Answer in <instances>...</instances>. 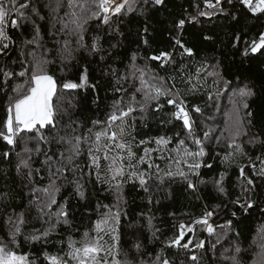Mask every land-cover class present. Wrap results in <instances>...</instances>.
Masks as SVG:
<instances>
[{"label": "snow or ice", "instance_id": "snow-or-ice-1", "mask_svg": "<svg viewBox=\"0 0 264 264\" xmlns=\"http://www.w3.org/2000/svg\"><path fill=\"white\" fill-rule=\"evenodd\" d=\"M38 3L0 0V142L7 146L0 151V160L15 172L13 176L12 171L0 170L5 181L0 187V232L6 231L0 239V264H38L41 256L43 264H175L165 255L171 249L184 251L181 264H208L209 246L226 264H242L243 250L236 239L240 232L234 230L233 220L237 211L228 216V205L241 216L259 206L255 197L257 180L264 186V130L251 131L256 126L248 103L253 90L227 79L221 64L194 63V48L184 43L183 33L198 17L223 16L239 23L241 10L264 16V0H203L202 8L197 0L195 15L172 22V51L143 57L157 62L160 70L172 69L164 76L149 63L140 64L136 51L118 59L121 54L116 50L123 45L116 37L123 36L121 25L165 6V0H46L45 14ZM234 3L241 6L235 14L224 7ZM27 28H31L30 38L18 43L12 33L23 36ZM148 31L145 26L141 37L145 45ZM233 39L232 47L241 56L264 55V31L244 40L242 51L239 45L244 38L237 34ZM74 61H84L79 82L61 81L53 69L59 63L63 72ZM88 63L107 68L102 80L89 84ZM98 86L107 93L103 116L81 121L74 116L77 105L68 93L87 87L97 92ZM229 92L230 107L225 108L220 100ZM93 102L100 109L98 95ZM218 115L223 117L222 126ZM151 117L159 118L160 129L142 137L140 128H147ZM260 127L264 129V120ZM248 145L258 146V154L249 152ZM210 156L219 161L221 170L206 180L202 169L213 168L206 159ZM233 168L239 188L234 199L226 186ZM177 180L190 194L211 186L223 199L214 207L206 203L190 221L174 224L173 235L163 240L149 218L148 242L160 241L162 250L153 256L137 236L131 250L148 258L129 260L126 233L120 227L121 203H127L125 185L147 194L151 204L153 188ZM89 185L106 186L115 193L116 204L98 203L96 218L81 233L71 200H86ZM259 211L264 213V206ZM222 214L228 218L221 220ZM62 229L72 231L61 236ZM260 231L264 241V227ZM53 236L61 244L55 253L46 248ZM230 241H235L231 248L220 253L219 248ZM22 242L41 244L45 250L32 256L20 250Z\"/></svg>", "mask_w": 264, "mask_h": 264}, {"label": "trees", "instance_id": "trees-1", "mask_svg": "<svg viewBox=\"0 0 264 264\" xmlns=\"http://www.w3.org/2000/svg\"><path fill=\"white\" fill-rule=\"evenodd\" d=\"M36 0H34V3ZM46 0H39L36 5L41 9V14L47 13V9L42 6ZM197 0H165V6H161L155 9H149L144 14H138L132 18L131 23L121 25L123 36H117L116 40L122 41V47L117 49L121 55L118 59H122L131 54L132 51H136L138 62L140 64L149 63L153 69H156L161 76H164L172 72V69L160 70L157 62L145 61L143 57L150 56L152 54H159L160 51H172V40L169 36V30L174 20H178L181 16H186L189 13L195 15L196 8L194 4ZM201 8L203 7V0H199ZM225 9L233 11L235 14L241 6L238 3L233 5H224ZM239 23L231 21L230 18L225 19L223 16L212 17L211 19L206 17H198V22L195 24L186 25L183 33V41L186 45L193 47L195 56L194 63H206L211 64L213 67L217 64H221L225 77L231 80L233 83H241V86L250 87L254 95L249 98V110L253 112V120L255 127L251 129L253 133L264 130L260 125L264 120V55L257 53L255 55H249L243 57L237 49L232 47L235 35H241L244 39L239 45L240 51L244 48V40H250L258 35L259 32L264 31V16L253 17L246 10L239 12ZM247 17V18H245ZM43 24V22H41ZM147 26L149 31L147 33L148 45L143 43L141 39L144 36L143 28ZM94 27V25H93ZM45 32L47 31V25H44ZM31 28L25 29L23 36L19 31L13 32L14 39L19 43L24 38H30ZM139 33V35H138ZM204 36H210L212 39L205 40ZM115 43V41H113ZM107 46V45H105ZM19 49L13 54V58L18 55ZM91 58H89L90 60ZM177 59H179V53H177ZM126 62V61H125ZM84 61L77 63L74 61L69 65L65 71L59 70V63L53 69L56 72L57 77L63 81L65 79L73 82H79V76L82 72ZM88 82L94 84L99 80H102V71H107V68L97 63H88ZM123 71V68H120ZM211 78H209V84ZM77 105L74 110V116L81 121H90L97 116H103V109L107 101H105V92L102 86H98V91L94 92L91 87L74 90L70 93ZM99 96L101 101L100 109H97L94 99ZM222 97L220 103L225 107H230L228 96ZM191 99V98H190ZM198 101L201 97L196 98ZM211 111V110H209ZM166 118V117H164ZM217 119L220 120L221 126L223 124L222 115H218ZM149 126L147 128H140V135L142 137H150L157 134L160 129L159 118L151 117L148 121ZM249 152L258 154V146L253 147L248 145ZM0 151H5L0 143ZM209 163L213 164L212 169H202V175L206 180H210L215 176L218 171L221 170L219 161H214L212 157L206 158ZM0 170L12 171V175H15L11 165L7 161L0 160ZM237 170L235 168L229 171V177L226 181V186L229 193L234 199L239 194V188L237 186ZM5 181L0 178V187L4 186ZM257 192L256 199L259 206H264V186H259L260 181L257 180ZM17 191L20 189L17 187ZM23 194V193H21ZM67 195V192H65ZM153 202L148 203L147 194L134 190L131 185H125L123 197L127 203H121L123 210L121 225L124 233L125 245L130 250L129 260L135 258L136 261L140 259H147V256H140L134 250H131V241L137 236H141L143 242L147 245V251L153 256L155 253H159L162 250L160 241L155 243H149L148 237L151 233L148 231L147 221L152 219V223L155 227L161 230V239H165L173 235L175 228L174 224L178 226L180 221L188 222L193 216L199 215L204 205L207 203L209 206L214 207L219 204L223 199L218 193L209 186L199 193L190 194L186 191L185 185L177 180L174 183L164 185L160 189H152ZM197 197H200L199 199ZM17 203H19V197H17ZM26 203V200H25ZM114 205L116 204V196L114 192L108 191L106 186L89 185L87 188V199L71 200V213L75 219L77 227L80 228L82 233L89 225L90 219H95L97 216L96 205ZM259 206L251 211V214H244L241 216L238 209L228 205V216L231 215V211H237V215L233 217L236 222L234 230L240 232V236L236 239L239 240L242 248L240 259L242 264H262L264 262V247L261 240V228L264 227V213L259 211ZM19 210V209H17ZM11 211V209H9ZM174 214V215H172ZM35 215V212H33ZM228 216L221 215L220 219H227ZM36 227H40L39 222H35ZM30 230V226L29 229ZM71 229H62L61 236H66ZM234 235V233H233ZM75 238H79V233H74ZM6 237V231L0 232V239ZM53 243L46 246L47 250L55 253L60 247L59 237L53 236ZM230 241L225 244L223 248H219V252L223 253L225 249H230L232 243ZM21 251L28 253L32 256L41 253L45 250V247L41 244L35 246L22 242ZM200 254V253H198ZM170 259L175 261V264H181V261L185 260V253L183 250L171 249L170 252H166ZM206 261L210 264L211 261H217V264H226L221 256H217L209 246V251L206 255ZM38 264H43V256L40 257ZM188 264H191L189 261Z\"/></svg>", "mask_w": 264, "mask_h": 264}, {"label": "rangeland", "instance_id": "rangeland-1", "mask_svg": "<svg viewBox=\"0 0 264 264\" xmlns=\"http://www.w3.org/2000/svg\"><path fill=\"white\" fill-rule=\"evenodd\" d=\"M4 148V150H7V146L3 143V142H0Z\"/></svg>", "mask_w": 264, "mask_h": 264}]
</instances>
